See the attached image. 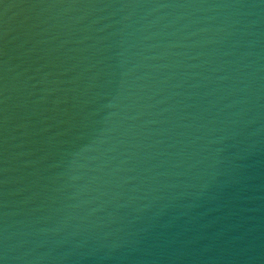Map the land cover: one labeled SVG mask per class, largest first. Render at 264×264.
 I'll return each mask as SVG.
<instances>
[{
    "label": "water",
    "instance_id": "obj_1",
    "mask_svg": "<svg viewBox=\"0 0 264 264\" xmlns=\"http://www.w3.org/2000/svg\"><path fill=\"white\" fill-rule=\"evenodd\" d=\"M0 264H264V0H0Z\"/></svg>",
    "mask_w": 264,
    "mask_h": 264
}]
</instances>
